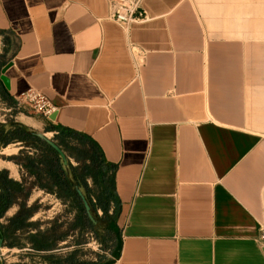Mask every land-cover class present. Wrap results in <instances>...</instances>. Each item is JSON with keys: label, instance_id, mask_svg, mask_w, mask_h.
<instances>
[{"label": "crops", "instance_id": "obj_1", "mask_svg": "<svg viewBox=\"0 0 264 264\" xmlns=\"http://www.w3.org/2000/svg\"><path fill=\"white\" fill-rule=\"evenodd\" d=\"M198 3L144 0L148 21L128 31L108 0H0V97L17 106L35 89L57 109L32 128L64 153L35 136L69 190L38 185L43 151L20 162L17 141L16 176L0 173L30 189L0 226L34 212L36 192L77 198L93 224L80 192L93 225L111 222L114 264H264V27L202 30L185 7ZM244 21L264 22V0H244Z\"/></svg>", "mask_w": 264, "mask_h": 264}, {"label": "rangeland", "instance_id": "obj_2", "mask_svg": "<svg viewBox=\"0 0 264 264\" xmlns=\"http://www.w3.org/2000/svg\"><path fill=\"white\" fill-rule=\"evenodd\" d=\"M197 1L199 3L195 6L190 4L185 5V7L191 10L195 9V13H199L202 30L264 27L263 21H244V0ZM204 39L219 40L225 38L212 37ZM227 39L240 41L246 38L230 37ZM36 116L39 115L28 106L19 104L16 106L13 102H7L0 97V125L4 127V131L8 129L10 132L5 139L4 135L0 133V169L8 166L12 174L16 176L15 164L11 161L19 155L18 149L22 148L17 144V141H19L26 148L23 151L25 155H19L18 157L20 162L27 163L29 161L27 160V153L31 152L29 149H36L35 147H37L43 151V157L36 163L30 164V169L32 173L39 177L38 185H52L54 183L51 179L52 172L56 164L54 153L39 143L37 138H31V136L35 137V134L43 133L40 132L41 129L39 131V129L32 128L34 125L37 128L35 121L31 120ZM78 154L80 155V153ZM93 167L88 172L96 174L98 165ZM8 173V179H10V172ZM0 183H2L1 180ZM92 185L94 186L93 183ZM25 188L29 187L21 188V192L16 194V199L23 200ZM57 189L61 190L62 193L69 191L66 187H58ZM28 199L29 204L35 206L33 208L34 212L25 208L19 219H16L10 225L7 232L10 240L7 243L15 248H11L13 250H10V252L2 248L5 261L8 260L11 264H23L24 260L21 257L23 254H28L31 255V259L35 260L29 261V264H34L33 262H36L35 264L55 262L65 264V260L66 264H114V250L117 246V240L115 233L109 228L111 222L105 218V215L100 219V216L97 217L95 213L97 220H100L99 224L95 226L86 221L81 203L75 197H44L36 192L34 197ZM15 209L13 208L6 218L1 221L3 224H6L8 219L17 213ZM31 216L35 217L34 223L27 228L25 220ZM110 219H113V216ZM66 225L68 228H65ZM18 227H21L19 232L16 231ZM65 238L68 239L66 244H64ZM31 242H34L38 247L46 246L48 248L46 251H38L34 250L32 246H26L25 251L21 252V247Z\"/></svg>", "mask_w": 264, "mask_h": 264}, {"label": "built area", "instance_id": "obj_3", "mask_svg": "<svg viewBox=\"0 0 264 264\" xmlns=\"http://www.w3.org/2000/svg\"><path fill=\"white\" fill-rule=\"evenodd\" d=\"M110 19L125 30L148 21L144 0H108ZM19 105H26L39 116L50 120L57 109L39 91L30 89L17 98Z\"/></svg>", "mask_w": 264, "mask_h": 264}, {"label": "trees", "instance_id": "obj_4", "mask_svg": "<svg viewBox=\"0 0 264 264\" xmlns=\"http://www.w3.org/2000/svg\"><path fill=\"white\" fill-rule=\"evenodd\" d=\"M0 133L4 135V139L8 137L10 132H5L3 126L0 125ZM25 133H27L25 131ZM31 138L36 139V137L31 136ZM38 141V139H37ZM56 162V161H55ZM30 164H34V162H31ZM61 172V169L56 162L54 171L52 172V178L56 180L57 185H61V187H66V184L64 181L57 180L56 176L58 173ZM0 180L2 183H0V219L3 217V215L6 213V211L15 203L16 201V194L21 192V187L14 181L8 179V173L2 172L0 173ZM8 230L2 226H0V234L2 238L4 239V242L7 243L10 238L8 236ZM21 230V227H18L16 231ZM33 247L38 251H46L48 247L46 246H40L38 247L34 242H31Z\"/></svg>", "mask_w": 264, "mask_h": 264}, {"label": "water", "instance_id": "obj_5", "mask_svg": "<svg viewBox=\"0 0 264 264\" xmlns=\"http://www.w3.org/2000/svg\"><path fill=\"white\" fill-rule=\"evenodd\" d=\"M2 81L4 82L5 86L7 89H9V81L5 78V77H2ZM18 104V102H17ZM35 136L42 142H44L45 144H47L49 147H51L59 156L60 158L63 160V162L65 163V165H67V160H66V157L64 155V153L62 152V150L53 142L51 141L50 139H48L45 135L43 134H35ZM79 195L82 199V202H83V205H84V208H85V211H86V214L89 218V220L93 223V224H96V220L91 212V209H90V206L87 202V200L81 195V193L79 192ZM3 244H4V241L1 239L0 240V264H6V261H5V258H4V255L2 254V248H3Z\"/></svg>", "mask_w": 264, "mask_h": 264}]
</instances>
